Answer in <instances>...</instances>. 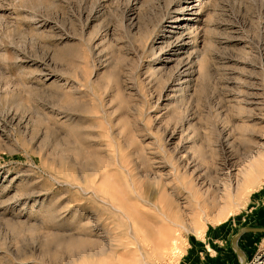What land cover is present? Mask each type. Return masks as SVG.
I'll return each instance as SVG.
<instances>
[{
	"label": "rangeland",
	"instance_id": "374dc122",
	"mask_svg": "<svg viewBox=\"0 0 264 264\" xmlns=\"http://www.w3.org/2000/svg\"><path fill=\"white\" fill-rule=\"evenodd\" d=\"M258 162L264 0H0V264H264Z\"/></svg>",
	"mask_w": 264,
	"mask_h": 264
},
{
	"label": "bare ground",
	"instance_id": "6f19581e",
	"mask_svg": "<svg viewBox=\"0 0 264 264\" xmlns=\"http://www.w3.org/2000/svg\"><path fill=\"white\" fill-rule=\"evenodd\" d=\"M175 19H178V18L176 17ZM248 172H250V171H248ZM263 173H264V162L263 163L258 162L256 165H254L251 168V174L249 175V177L247 176L248 178H247V180H246L245 183H249L251 181H254V179L257 176H259V175H261ZM262 182H264V181H262ZM229 195H231V194H229ZM159 214L161 216H163L164 219L168 220L170 224L176 225V226H180V227L181 226L182 227H185L184 225H181L179 223V221L177 220V218L174 219L165 209H159ZM166 232H167L166 230L164 232L163 231L160 232V235L158 236V239H157L156 243H154V245H155L154 246L155 247V251L157 252L159 258L160 257L161 258L169 257L171 259L172 258L174 259V257L176 256V253H177V249H178V240H179V237H177V235H176L177 238H173L170 234H168ZM174 232H175V230H174ZM171 234H172V231H171ZM138 256L135 258V261L132 264H145V260L143 258L144 256L143 255H141L139 257ZM258 257H260L259 259H261V260L264 259V242H263V246L261 248V251L259 252V256Z\"/></svg>",
	"mask_w": 264,
	"mask_h": 264
},
{
	"label": "crops",
	"instance_id": "0c3cea01",
	"mask_svg": "<svg viewBox=\"0 0 264 264\" xmlns=\"http://www.w3.org/2000/svg\"><path fill=\"white\" fill-rule=\"evenodd\" d=\"M262 221H264V206L260 209L259 211V216H258ZM250 228H253V232H258V231H264V227H250Z\"/></svg>",
	"mask_w": 264,
	"mask_h": 264
}]
</instances>
